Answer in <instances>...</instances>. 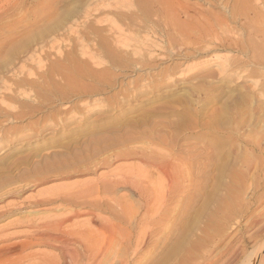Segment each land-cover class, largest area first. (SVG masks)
<instances>
[{"label": "rangeland", "instance_id": "obj_1", "mask_svg": "<svg viewBox=\"0 0 264 264\" xmlns=\"http://www.w3.org/2000/svg\"><path fill=\"white\" fill-rule=\"evenodd\" d=\"M215 1L177 0L184 7L183 13L176 9L174 11L183 22L182 41L171 28H163L165 18H169L168 14L172 12L166 14L155 0H21L20 9H13L7 15L0 16V80L6 78L7 86L18 80L20 72L23 75L27 68L33 67V52H38L45 64L50 60L61 59L67 52H75V57L80 59L84 57H80L82 48L79 47L87 46V50H90L100 38L110 41V47L118 57L116 61H110L113 65L117 64L114 70H110L111 73L118 72L115 67L124 65L125 59L132 58L133 61L145 64L142 67L139 65L140 70L137 67L134 72L125 73L123 79L113 81L108 78L99 85L88 80L82 81L83 84L92 85L97 92L87 91L86 94L75 96L65 94L60 99L49 95V91L46 93V90L36 89L37 96L31 93L35 96L33 102L22 98L15 100L14 111L19 110L17 112H22L24 117L13 125L4 123L0 128V254L4 252V245L15 243L23 238L22 235L36 231L34 227L37 221L43 222V218L57 219L66 213L56 204L39 202L41 194L83 185L100 176L122 171L136 176L138 169L144 167L136 157L110 159L109 165H97L95 168L87 162L76 161L78 157L70 152L81 156L78 145L89 139V136L104 133L98 132V123L103 122L102 117L125 111L121 120L125 122L128 117L129 120L131 117L135 120L145 114L148 116L146 119L155 122L159 128L163 125L160 122H178L180 117L177 114L181 111L183 129H168L169 136L177 139L172 142L167 139L164 143L134 142L125 147H143L147 151L163 152L166 156L169 154V160L173 159L180 168L183 167L180 173L183 176V192L175 191L167 195L163 216L152 228L151 238L146 246L136 252L127 249L126 264H245L254 255V264H264V8L250 2L240 7L241 1ZM248 5L254 8L249 10ZM255 12H259V15H254ZM107 15L120 28L126 43L129 42L127 49L113 45L112 38L115 35L110 31L111 23L101 22ZM191 15L193 20L190 19ZM220 19H224V22L226 20L225 25L232 32L227 29L226 34L225 31L217 30L215 23ZM154 21L159 27H156ZM131 22L137 24L136 27ZM209 24L210 27L213 25L214 31L220 36L228 37L229 41L218 43L209 37L206 40L203 35L199 37ZM144 27L156 30V35ZM169 33L172 35L169 36ZM149 36L160 46L147 53V58L142 51L141 55L134 56V60L130 55L133 45L138 46L137 41L148 39ZM232 41L237 43L234 45ZM178 43L182 46L185 58L170 56L175 50L169 52L168 58L162 49ZM105 60L109 61L107 58ZM166 65L173 69L178 66L170 72L175 82L160 81L163 75L161 68ZM179 71H183V75L180 76ZM36 75L38 82L45 81L38 77L39 74ZM141 78L149 80L142 82ZM137 79L138 86L151 80L153 86H160V91L130 94L127 88L132 87V84L134 86ZM109 80L116 81L112 88L103 85L112 83ZM1 86L2 80L0 90L8 92ZM169 89L175 90L167 93ZM80 95L83 97H77ZM93 103L101 104L107 109V114H88L86 125L80 126L78 121L81 113L87 115L84 111L88 107L93 108ZM20 104L27 110H23ZM161 104L171 111L165 116L149 114L150 110ZM62 110L72 112L66 117L75 114V120L68 129L76 131L60 140L63 131H57L56 122L65 115L52 117L56 111ZM4 119L0 117V122ZM90 122H93L92 125ZM135 134L138 135L137 132ZM63 142L69 143L71 149H64ZM143 169L146 171L144 181L147 187L159 189L157 187L161 181L156 170L150 167ZM130 192L129 188L119 187L114 195L124 198L130 205V211L136 214L138 211L134 196ZM105 211H92L99 217L96 221L94 219L91 222L90 216L81 215L73 222L96 230L99 220L109 221L120 229L132 230L124 218L115 221L117 214L111 215ZM30 224L33 227L30 228ZM140 226L143 227H140L141 230L148 228L144 227L145 224ZM30 252L41 254L56 264H64L59 248L35 246L24 250L22 254ZM38 255L32 260H25L23 264H37Z\"/></svg>", "mask_w": 264, "mask_h": 264}, {"label": "bare ground", "instance_id": "obj_2", "mask_svg": "<svg viewBox=\"0 0 264 264\" xmlns=\"http://www.w3.org/2000/svg\"><path fill=\"white\" fill-rule=\"evenodd\" d=\"M20 1L21 0H0V16H2V14L7 15V13L9 11L16 9V8H19V7H22V2H20ZM148 1H150V0H148ZM207 1H209V0H207ZM235 1H241V3H242L241 5H239L240 3H237L240 7H242L243 3L245 5V4H247L246 2H250V3H253L254 5L255 4L260 5L262 8H264V0H235ZM130 2H131V0H130ZM215 2H217V1L214 0V3ZM226 2H223L222 4H224V3L226 4ZM155 3H157L158 6L164 12H166V14L168 13V11L172 12L171 14H168L169 18L168 17L165 18L164 23L161 21H160V23H161V25H162V23L164 24L163 25L164 29H165V27L171 28L174 31V33L177 35L178 39H180L182 41L183 40V32H184L183 31V28H184L183 22L181 21L179 16L175 15L176 13L174 11L176 9V11L180 10L181 13H183V8H184L183 4H181V2H177V0H155ZM231 3H233V1ZM151 4H152V2H151ZM233 4L235 5L236 2H234ZM130 5H132V4L130 3ZM249 5H248L247 9L250 10L251 8H254L252 5L250 6L251 8H249ZM225 8L226 7L224 6V9ZM186 9H188V11L190 12V9L188 7H186ZM225 10H223V11H225ZM192 11H194V9H192ZM256 11H258V10H256ZM197 12H199V11H197ZM225 12H223V13H225ZM231 12H233V11H231ZM161 13H159V14H161ZM258 13L259 12H255L254 15H259ZM195 14H196V11H195ZM195 14H193V15L195 16ZM186 15H188V14H186ZM228 16H226V17H228ZM191 17H192V15H191ZM255 17H257V19H258V16H255ZM218 18H220V17H218ZM100 19H102V18H100ZM103 19H104V21H101V22H107V23L110 22L111 23V24H109L110 31H112L114 33L113 35H115V37L112 38L113 45L116 48L117 47H119V48L123 47L124 49L125 48L127 49L129 42H128V44L126 43V41H127L125 39L126 37L123 36L122 32L119 30L120 28L118 29L117 24L115 22H113V20L110 19L108 17V15L106 17L104 16ZM159 19H161V18H159ZM190 19L193 20L194 17H192ZM98 20H99V18H98ZM187 20H189V18ZM192 20H190V22ZM223 20L224 19H220L217 22H216V20H214V23L216 22L215 26L218 28L217 30H220V32H223V31L226 32V30L228 29V27H226V25H225L226 20H225V22ZM132 21H134V20H132ZM134 22H131V25H134L136 27L137 24L135 25ZM154 22H156V21H154ZM204 22H206V21H204ZM37 23H35V24H37ZM137 23H138V21H137ZM208 23H210V21H208ZM99 24H101V23H99ZM124 24H126V23H124ZM155 25H156V27H159V24L157 22L155 23ZM155 25H152V26L155 28ZM140 26L142 27V25H140ZM147 28L148 27H146L145 29H147ZM129 29L132 30V28H129ZM148 29H149L148 32L152 31L151 33L155 34L156 30L155 31L151 30V28H148ZM138 30H140V29H138ZM214 30L215 29H213V25H212V27H210V24H209V26H207L206 29H203V31L199 34V37H202V35H203V36H205L204 38L206 40H207L206 37H209L215 41H218V43L221 41H224L225 43L229 41L228 37L225 38L223 35L220 36L221 34H218V32L214 31ZM228 30H230V29H228ZM143 32H144V30H143ZM231 32L229 34H231ZM186 33H187V31H186ZM170 34L171 33H169V36H170ZM226 34H227V32H226ZM141 36H143V35H141ZM147 36H148V34H147ZM111 37H113V36H111ZM166 38L169 39L168 36ZM39 39H40V37H39ZM95 43H96L94 46L95 48L91 45L93 47V48H91L92 50L91 49L87 50V48L89 49V47H87V46L79 47V48H82L81 52L79 53L80 57H84V58L77 59L75 57L76 55L74 54L75 52L74 53L73 52H67V53H64L65 56H63L61 59H59V60L57 59V60H53V61L50 60L46 64H45L44 60L42 58H40V55L38 52H33V54L31 55L32 56L31 59H32V62H34L35 64L31 68H27L26 71L23 72V75H22V72H20L19 73L20 77L18 78V80L14 81V83H10V81H9L10 86L9 85L7 86L8 81L5 80L6 78L5 79L1 78V80L3 81V86H1V88L4 91H8V92L3 93V91L0 90V92L2 91L0 93V117L5 118L4 121L0 122V128H2L4 126V123H6L5 125H10V124L13 125V123L17 122L18 120H20L24 117L22 112H17L19 110L14 111V110H16L15 109L16 105L14 107V104H15L14 102H15V100H19V98H22L23 100H26V99L32 100V102H33L34 100L32 98H34L35 97L34 95H36L35 94L36 89L42 90V91L46 90L45 91L46 93H47V91H49L50 92V93L48 92L49 95L52 94L55 97H60V99H61V96L63 97V96H65V94H71V95L75 96L76 94L85 93V92L87 93V91H89V92L95 91V88L93 89L92 88L93 86L89 85V83L88 84L85 83L87 85L83 84L82 83L83 80L84 81L88 80L91 83L95 82L96 83L95 85H97V84L99 85V83H105V81H107L108 78L113 79V81L123 79V77H124L123 75L125 73L134 72V70H136L137 67L138 68L140 67L139 65H141V67L145 65V64H142L141 62L133 61L132 58L130 60L125 59L126 61H124V62H126V63L124 64V62H123L124 65H121L118 68L115 67L116 69H118V70L115 69V71H118V72L111 73L110 70H114V66L115 65L117 66V64L113 65V64H111L110 61L113 59L115 60L118 57H116L117 55H116L115 51H113V49H111L110 41H107L105 39L100 38ZM137 43H138L137 44L138 46H135L132 44L133 45L132 50L131 51L128 50L131 53L126 52L127 54L130 53V55L133 56V58L135 55H138V56L141 55L140 52H142V51H143L142 53L146 57L147 53L149 54L152 52L153 48L160 46L159 45L160 43L159 44L155 43L154 40H152L150 36L148 37V39L144 38L143 40L137 41ZM175 43H176V41H175ZM232 43H233V41H232ZM236 43H237V41H236ZM172 44H174V42ZM179 44L180 43H178V45L175 44V46L174 45L171 46L168 44L169 48L168 49L163 48L162 50L165 52V54L168 55V58H169V52H171L173 50H175V51H173L172 54L170 53V56L174 55V57H175V55H176V56L185 58L186 55L183 56V54H184L183 49H182V46H180L181 44L180 45ZM220 45H222V44H220ZM129 47H131V46H129ZM166 47H167V44H166ZM39 50H37V51H39ZM127 54H126V56H127ZM187 56H189V55H187ZM174 57H173V59H174ZM105 58H107L109 61L105 60ZM157 58H159V57H157ZM134 60H136V59L134 58ZM59 61H62V62H59ZM175 69L167 67V65L165 67H162L161 73L163 75H162L160 81H162V82H165V81L175 82L172 80L173 76H170L171 75L170 72L175 70ZM224 69H225V67H224ZM139 70H140V68H139ZM36 74H39L40 76H38V77L39 78L41 77V79L43 78L45 80L44 82H42L44 84L38 82V80L36 79L37 78ZM172 74H173V72H172ZM178 74L180 76L183 75V71H179ZM104 75L105 76L108 75V77H105ZM104 77H105V79H104ZM147 80H149V78L148 79L144 78L141 81L146 82ZM110 81L112 82V80H109L108 82H110ZM115 82L109 83L110 85L109 84H103V85L105 87H109V88L111 87L112 88V86H114L116 84ZM134 83H135L134 86L132 84V87L127 88L128 92L130 94L132 93V95H134V94L135 95H142V94L146 93V91H148V90H150V92H152V93H154L155 91L156 92L160 91V86L159 85L153 86L151 80L148 83L141 84L139 86L137 84V83H139L138 79H137V81H134ZM118 84H120V83L118 82ZM94 87H96V86H94ZM98 87H100V86H98ZM133 87H135V88H133ZM172 90H175V89H169L166 92L169 93ZM97 91H95V92H97ZM32 92H34V95L31 94ZM167 95H169V94H167ZM77 97H83V96L80 95ZM131 98H132V96H131ZM60 99H58V101ZM55 101L56 100H54V102ZM151 101H154V100L151 99ZM25 102L24 103L21 102V103L23 105H25L26 104ZM99 102H100V100H99ZM23 105H21L20 107L23 110H25V109L27 110V108L24 109ZM90 106H92V105H90ZM86 107H88V106H85V108ZM28 108H29V106H28ZM37 109H38V107H37ZM31 110H32V108H31ZM129 110H131V109H129ZM34 111H36V113H37V110H34ZM34 111H32V112H34ZM62 111L63 112L56 111L54 113L55 115H53V117H52V118H57L58 116H61L62 114L65 115V117L63 115H62L63 117L62 116L59 117V120L57 119L58 122H56L58 125L57 131L58 130L63 131V135L60 137V140L70 136L71 134H73L76 131L75 129H72V130L68 129L69 125L71 123H73L75 120L74 119L76 117V116L74 117L75 114L72 116L66 117V116L72 114V112L71 113H70V111L66 112V110H62ZM168 111L170 112L171 110H169V108H167V106L161 104L158 107L153 108V110H150L149 114L153 115V116H165L166 113H168ZM84 112H87V115L85 113H81V116H80L81 119L78 121L80 123V126H83L86 123V120H87L86 118H87L88 114L98 113L99 115H102V113H105V115H106L107 109L105 110L104 107L101 106V104H100V105L93 106V108L88 107L87 110ZM173 112H175V111H173ZM27 114H28V112H27ZM124 115H125V111H122L121 113H119L117 115L112 114V115H106V116L102 117L103 122H101L100 124L98 123V127L100 128V130L98 132H104V133H101L99 135L89 136L90 137V138L88 137L89 139L86 138L87 140L84 141V143L79 144L78 149L81 151V153L79 154L81 156L76 155V153L72 152V151L70 153L72 155H74L76 158L78 157L76 159V161L85 162V163L87 162V164H91L92 166H94V168L97 165L98 166L109 165L110 159H120V158H126V159L129 158L130 159L131 157L132 158L136 157L142 161V164L144 166L143 168L150 167V168H154L156 170L157 174L159 175L160 181H161L160 186L157 187L159 189L152 190L149 187H147V185L145 184V181H144V179L146 177V171L143 168H139L138 169L139 173L136 176L132 175V173H126V172L122 171L120 173L119 172L112 173V174L107 175V176H100L96 180L87 182L83 185H79V186H75V187H66V188H62V189H58V190H50L46 193H43L40 195V197H42V198L39 200V202H43L44 204L47 203V205L56 204V206L61 207L64 210H66V213L62 217H60V218L58 217L57 219H51L50 218V219L44 220V218H43V220H42L43 222L37 221V223L35 224V227H34L36 229V231H33V233L31 232V234L22 235L23 238H21V240L16 241L15 243L4 245V247H3L4 252H1V254H0V264H23V262L25 260H27V259L30 260L31 258L33 259V257H35V255H38V254H33L30 252L28 254L23 255L22 253L24 250H26L28 248L35 247V246H48V247H53V248H59V250H61L60 253H62V256H63L64 264H109L110 261H111L110 264H126L127 263L126 260L128 259L127 249L128 250L131 249L133 252H136L139 249L146 246L147 242L149 241V238H151L150 232H151V230H153L152 228H154V226L157 223H159V220H160L159 218L161 216H163L162 212L164 211V206H165L166 201H167V195L169 193L175 192V191L176 192L177 191L183 192L182 191L183 187L181 186L183 183V176H181V174H180L182 172L183 167L180 168L181 166L179 167L174 162L173 159L169 160V158H170L168 156L169 154L167 155L168 156L167 157L165 154H162L163 152L161 153V152H157L154 150H148L147 151L146 148H143V147H135V148H127V149H125V147H127L126 145L134 143V142H140L142 144H144L146 142L147 143H157V142L158 143H164L167 141V139L169 140V142L170 141L172 142L173 139H177L175 136H169L168 129H170V128H175V129H180V130L183 129V112L178 111L177 115L180 117V120L178 122H176V123H173V122L161 123L160 122V124H163V125H161V127H159V128H157L155 126V122H152L149 119H146V117H148V116H146L145 114H143L138 119L134 120V118L131 117L129 120V117H128L127 121L121 122ZM98 117L100 118L101 116H98ZM79 123H77V124H79ZM92 123H91V125H92ZM146 125H147V127H145ZM94 127L97 128V126H94ZM90 128H92V127H90ZM135 132H137L138 135H136ZM75 139H77V138H75ZM62 146L64 147V149H67V151L69 149H71V145L69 143L64 144V142H63ZM75 148H77V147H75ZM121 148H123V149H121ZM119 187L120 188L124 187L127 189L129 188V190L131 191L130 193L133 194V196H134L133 200L135 202V206H136V209L138 211V212H136V214H134L130 211V209H129L130 205H128L126 203L124 198L115 197L114 194H115L117 188H119ZM6 194H10V193H6ZM132 194H131V196H132ZM99 209H104V210H106L105 212L109 211L110 213L107 212L109 214H111V213L117 214L116 218H114L115 221H120L121 218H124L125 223L127 224V226H130L129 229L131 228L132 230L128 231L127 229H125V230L120 229L116 224L111 223L109 221L101 222V220H99L100 223H96L97 224L96 230H91L87 227H84V225H79L78 223L73 222V220H77L79 217H81V215L82 216H84V215L90 216L91 222L94 219L96 221L97 218L99 219V217H97L98 215L96 216V214H94L92 211L99 210ZM58 210H59V208H58ZM139 218H141V219H139ZM138 219H139V221H138ZM95 221H94V223H95ZM141 224H145L144 227L148 226V228L146 227L147 228L146 230H143V229L141 230V228H143L140 226ZM31 225L32 224L29 225L30 228L33 227ZM176 248L178 249V247H176ZM132 254L134 255L135 253H132ZM37 258L39 259L37 264H56L55 262L48 259L47 257H44L41 254H39L37 256ZM254 260H255V255L250 257L249 260L246 261L245 264H254Z\"/></svg>", "mask_w": 264, "mask_h": 264}]
</instances>
